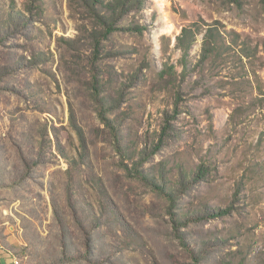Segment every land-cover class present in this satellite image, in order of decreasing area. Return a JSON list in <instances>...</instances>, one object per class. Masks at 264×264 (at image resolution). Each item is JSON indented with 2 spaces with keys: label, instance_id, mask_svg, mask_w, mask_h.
Returning a JSON list of instances; mask_svg holds the SVG:
<instances>
[{
  "label": "rangeland",
  "instance_id": "obj_1",
  "mask_svg": "<svg viewBox=\"0 0 264 264\" xmlns=\"http://www.w3.org/2000/svg\"><path fill=\"white\" fill-rule=\"evenodd\" d=\"M134 24L95 58L75 0H0V264H264V0H145Z\"/></svg>",
  "mask_w": 264,
  "mask_h": 264
},
{
  "label": "trees",
  "instance_id": "obj_2",
  "mask_svg": "<svg viewBox=\"0 0 264 264\" xmlns=\"http://www.w3.org/2000/svg\"><path fill=\"white\" fill-rule=\"evenodd\" d=\"M84 8L86 15L92 25L91 30L89 31V38L92 42L93 56L97 58L101 51L102 41L106 40L110 34L116 31H125V32H134V33H143L146 29L145 25L134 24L129 26L119 25L120 21L133 12L144 6L145 0H75ZM195 31L190 27H183L180 33L176 36L177 47L181 50V64L183 67L182 74L186 71L187 56L189 55L190 46L195 42ZM220 34L213 27H209L205 30L202 35L201 42V61L208 59L212 56L217 50L220 42ZM176 74L174 66H166L160 72V78L164 79V76L167 75L169 78H172ZM102 119L108 124L109 119L104 115H101ZM166 122H168L166 120ZM169 130L166 129V126L162 128L161 136L159 138L160 142H166L169 138ZM202 171V170H201ZM185 180H180L179 187L184 185ZM151 185L160 190V193L164 194V188L160 187L156 183L152 182ZM173 191L166 196L169 199H173ZM165 195V194H164ZM192 215L190 217L184 216V219L174 220L178 226L186 225L189 220H203L207 218H212L227 214L229 210L227 209H217L215 211L207 212ZM186 245V243H185ZM191 253H193L191 251Z\"/></svg>",
  "mask_w": 264,
  "mask_h": 264
}]
</instances>
